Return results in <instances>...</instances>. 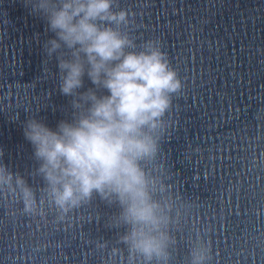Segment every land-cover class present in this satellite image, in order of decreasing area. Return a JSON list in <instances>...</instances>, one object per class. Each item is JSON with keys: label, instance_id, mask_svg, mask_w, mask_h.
<instances>
[{"label": "water", "instance_id": "95a60500", "mask_svg": "<svg viewBox=\"0 0 264 264\" xmlns=\"http://www.w3.org/2000/svg\"><path fill=\"white\" fill-rule=\"evenodd\" d=\"M114 10L182 82L158 173L173 203V264H189L198 242L209 264H264V0H116ZM53 35L25 0H0V162L18 174H0V264H141L111 224L117 208L96 198L62 216L36 174L25 122L55 129L72 113L42 47Z\"/></svg>", "mask_w": 264, "mask_h": 264}, {"label": "clouds", "instance_id": "9594fccd", "mask_svg": "<svg viewBox=\"0 0 264 264\" xmlns=\"http://www.w3.org/2000/svg\"><path fill=\"white\" fill-rule=\"evenodd\" d=\"M25 4L54 34L43 51L56 62L59 92L71 98V119L55 129L36 116L24 124L49 202L63 216L100 198L118 209L111 224L133 259L173 264V203L158 173L165 117L182 89L177 72L157 42L138 46L123 31L128 13L114 10L116 0ZM85 77L93 87L81 91ZM4 173L18 176L0 162ZM210 260L203 242L191 248L189 264Z\"/></svg>", "mask_w": 264, "mask_h": 264}]
</instances>
